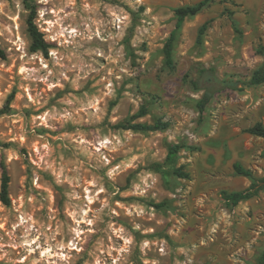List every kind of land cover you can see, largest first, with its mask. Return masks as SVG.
I'll return each instance as SVG.
<instances>
[{"label": "rangeland", "instance_id": "1", "mask_svg": "<svg viewBox=\"0 0 264 264\" xmlns=\"http://www.w3.org/2000/svg\"><path fill=\"white\" fill-rule=\"evenodd\" d=\"M198 1L30 0L44 54L30 50L23 1L0 0V183L4 165L11 200H0V264L256 262L264 186L234 206L221 191L250 186L235 163L264 178V137L246 132L264 125V82L248 83L264 62V0H209L177 32L170 69L163 47L175 8ZM69 14L77 31L98 34L71 35ZM66 49L78 61L63 58ZM72 63L80 67L69 71ZM203 68L239 83L216 91L200 115L204 90L192 81ZM141 107L133 121L169 125L114 127Z\"/></svg>", "mask_w": 264, "mask_h": 264}, {"label": "trees", "instance_id": "2", "mask_svg": "<svg viewBox=\"0 0 264 264\" xmlns=\"http://www.w3.org/2000/svg\"><path fill=\"white\" fill-rule=\"evenodd\" d=\"M25 9L28 11L27 16V30L31 36V43H30V50L32 52L40 51L44 54H47L49 44L46 42L44 35L42 31L37 26V23L35 21L36 19V8L35 6L30 2V0H22ZM209 0H200L196 4L193 5H186V6H179L175 8V25L174 28L170 31L163 47V52L165 56V63L167 67L170 69L175 68V62L173 57V45L177 37V32L181 28L185 18L195 16L208 2ZM208 27V21L204 22L199 30H198V40H200L202 34L206 31ZM0 58H6V51L0 46ZM213 69H206L203 68L200 70V76L203 79V84L200 85V80H194L192 81V84L194 88L196 89H203V94L200 97V99L197 101L196 105L199 111V114L202 115V113L205 110L206 105L209 103L211 98L213 97V94L216 91L222 90L223 88H230V89H237L238 83L237 81H225V80H218L216 77H213L210 72H212ZM264 82V62L262 65L257 67L248 83L249 84H261ZM220 83V86L214 87L215 84ZM9 100V99H8ZM6 108H8L6 106ZM146 113V109L144 107H141L140 111L133 115L132 118L119 122L114 125L116 128H122V129H133L136 131H155L166 128L169 123L166 121H162L160 119L155 120L152 123H146L141 121H133V118L142 116ZM246 132H248L251 135L255 136H261L264 137V125L260 122L255 123L254 125L248 127L246 129ZM181 145L174 144L169 147L167 155H166V161L170 159V156L175 153ZM159 167V165H158ZM234 169L238 174H242L245 176H249L252 179V182L250 186L243 190H235V191H227L222 190L221 196L229 205H236L242 200H247L252 198L258 190H260L264 186V178H256L252 172L249 169H245L240 164L235 163ZM175 172L178 174H184L181 173L180 169H175ZM9 182H10V176L7 172L6 167L2 166V173H1V183H0V200L5 205H10V196H9ZM162 203L155 204L156 207L162 206ZM254 264H264V248L260 252L259 256L257 257V260Z\"/></svg>", "mask_w": 264, "mask_h": 264}, {"label": "clouds", "instance_id": "3", "mask_svg": "<svg viewBox=\"0 0 264 264\" xmlns=\"http://www.w3.org/2000/svg\"><path fill=\"white\" fill-rule=\"evenodd\" d=\"M41 2H43V3H47L48 0H41ZM73 2H74V0H68L67 4L63 5V7H67L68 5L72 4ZM58 7H60V6L58 5ZM41 16H42V14H41ZM69 18L73 19V24L70 25V28H72L71 35H73V36L79 35V36H81L82 39L88 40V39H91V35H97V34H98V33H91V34L85 36V33H84V32L77 31V29L80 27V25H79V24H75L73 14H69ZM81 22L85 25V29L87 30V21L84 20V19L82 18V21H81ZM95 22L99 23V21H95ZM38 23H39V22H38ZM65 31H66V30H65ZM60 34H62V33H58V36H59ZM49 38H50V37H49ZM88 51H89V52H95L96 55H103V53H101V52L99 51V49H89ZM56 55H57L56 52H53V53H52V56H53V57H55ZM62 56H63V58H65V59H73V60H77V61H78V59H79V58L75 55V53H73L70 49H66V51H64V52L62 53ZM55 63H56V64H59V63H60V60H56ZM78 67H80V64H79V63H72V64L69 66L68 70H69V71H72L73 69L78 68ZM88 67H89L90 70L95 71V69H92V68H91V65H89ZM49 75H51V73H49ZM59 75H60V76H63V73H59ZM26 78H27V77H26ZM64 78L67 79V77H64ZM108 94H110V93H105V95H108ZM89 106H91V107H95V104H91V105H89ZM66 115H67V114H66ZM69 118H70V117H69ZM93 147H95V145H93ZM114 148H115V145H113V150H114ZM133 159H135V157H133ZM124 167H125V165H123V164L120 165V170L123 171ZM116 171H117L116 168H112V169L107 173V175L110 176V177H112L113 174L116 173ZM96 180H97V184H100L99 177H97ZM56 182H57V183L60 182L58 178H57ZM69 183H71V181H69ZM150 186H151V185H149V187H150ZM100 187H101V190H103V186H102V184H100ZM136 187L139 188L140 186H139V185H136ZM114 194H115V193H109V195H114ZM73 195H74V194H73ZM102 203H103V202H102ZM105 206H107V205H105ZM81 211H82V209H81ZM71 214H72V213H70V215H71ZM89 223H91V221H89ZM110 227H111V226H110Z\"/></svg>", "mask_w": 264, "mask_h": 264}]
</instances>
